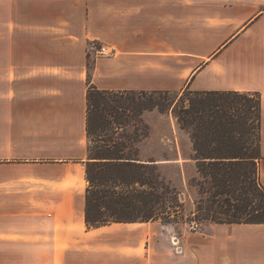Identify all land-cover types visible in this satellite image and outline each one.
<instances>
[{"label":"crops","instance_id":"0c3cea01","mask_svg":"<svg viewBox=\"0 0 264 264\" xmlns=\"http://www.w3.org/2000/svg\"><path fill=\"white\" fill-rule=\"evenodd\" d=\"M3 1L0 264H264V224L206 222L175 247L159 221L86 223L90 84L259 93L264 186V0L251 13L236 0Z\"/></svg>","mask_w":264,"mask_h":264},{"label":"trees","instance_id":"16d2710c","mask_svg":"<svg viewBox=\"0 0 264 264\" xmlns=\"http://www.w3.org/2000/svg\"><path fill=\"white\" fill-rule=\"evenodd\" d=\"M182 93L109 91L89 85V228L180 215V192L161 171L169 164L143 155L142 145L151 134L143 116L154 111H171L178 129L191 136V159L201 176L197 209L202 222L264 224L261 95L190 89Z\"/></svg>","mask_w":264,"mask_h":264},{"label":"rangeland","instance_id":"374dc122","mask_svg":"<svg viewBox=\"0 0 264 264\" xmlns=\"http://www.w3.org/2000/svg\"><path fill=\"white\" fill-rule=\"evenodd\" d=\"M238 3V9L241 13H251L252 10L258 9L257 5L262 0H236ZM221 3L223 0L220 1ZM213 1H206L207 11L211 7ZM5 1L0 0V30L6 25L5 18ZM239 35V34H238ZM237 35V36H238ZM7 34L3 31L0 32V99L4 96L5 83H6V62L5 59L9 56L7 43L5 41ZM101 45H96L97 49ZM211 50L208 46L205 48V52ZM111 57V56H110ZM174 96H180L183 93L174 91ZM256 99L253 98V101ZM144 122H146L151 128V134L147 138L143 145V155L155 157L163 164H169L161 168L162 173L168 179L169 182L178 188L180 192V203L182 205L180 215L178 218H167L165 220H156L163 224L165 227H169L171 234L175 238L171 239L173 244L174 239H178V236L187 232H195L201 230L206 222H202L200 214L197 209V205L202 198L197 187V182L201 180V176L198 172L196 161L192 160L194 156L193 143L191 136L186 131L178 129L177 122L172 112L159 113L154 111L152 113H146L143 116ZM204 224V225H203ZM195 227L192 230V228ZM173 246L177 247L173 244ZM180 249V248H179ZM181 251V250H180Z\"/></svg>","mask_w":264,"mask_h":264},{"label":"built area","instance_id":"2783aa9c","mask_svg":"<svg viewBox=\"0 0 264 264\" xmlns=\"http://www.w3.org/2000/svg\"><path fill=\"white\" fill-rule=\"evenodd\" d=\"M113 54V50L108 48L107 46L105 45H101L98 49L96 47V55L97 56H101V57H110L112 56ZM194 229V231L196 230L195 227L192 228V230ZM174 245H178L179 242L178 240L174 239V242H173ZM178 247V246H177Z\"/></svg>","mask_w":264,"mask_h":264}]
</instances>
